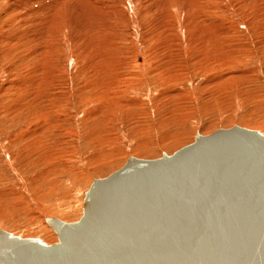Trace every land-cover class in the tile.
I'll return each instance as SVG.
<instances>
[{
    "label": "rangeland",
    "instance_id": "obj_1",
    "mask_svg": "<svg viewBox=\"0 0 264 264\" xmlns=\"http://www.w3.org/2000/svg\"><path fill=\"white\" fill-rule=\"evenodd\" d=\"M75 1L0 0V228L46 243L127 155L264 134V0Z\"/></svg>",
    "mask_w": 264,
    "mask_h": 264
},
{
    "label": "water",
    "instance_id": "obj_2",
    "mask_svg": "<svg viewBox=\"0 0 264 264\" xmlns=\"http://www.w3.org/2000/svg\"><path fill=\"white\" fill-rule=\"evenodd\" d=\"M55 240L0 228V264H264V134L239 124L92 177Z\"/></svg>",
    "mask_w": 264,
    "mask_h": 264
},
{
    "label": "bare ground",
    "instance_id": "obj_3",
    "mask_svg": "<svg viewBox=\"0 0 264 264\" xmlns=\"http://www.w3.org/2000/svg\"><path fill=\"white\" fill-rule=\"evenodd\" d=\"M30 2H31V4H34L35 2H40V1H43V2H45V3H43V4H41V5H39L38 6V8H37V10H34V9H29V8H27V9H29V11H28V13L31 11V10H33V11H35V12H38V11H40L41 13H46L47 15H48V19L47 20H51L52 19V16L54 15V14H58V13H62V10L61 9H63L64 8V6H66L67 4H69L70 2H71V0H29ZM34 1V2H33ZM75 1V0H74ZM81 1V0H80ZM79 1V2H80ZM33 2V3H32ZM73 2V1H72ZM75 3H76V1H75ZM88 3V2H87ZM92 3V2H91ZM90 2H89V4H91ZM93 3H96V2H93ZM92 3V4H93ZM77 4V3H76ZM36 6V5H35ZM71 6V5H70ZM29 7V6H28ZM87 7V6H86ZM93 7V6H92ZM23 8V7H22ZM66 8V7H65ZM32 11V12H33ZM76 12V11H75ZM86 12V11H85ZM87 13V12H86ZM100 13V12H99ZM32 14V13H31ZM33 14H35V13H33ZM37 14V13H36ZM45 14V15H46ZM50 15V16H49ZM56 16V15H55ZM42 18H43V16H42ZM42 18H40V19H42ZM51 18V19H50ZM46 20V19H45ZM83 20V19H82ZM40 21V20H39ZM43 22V21H42ZM60 219V218H59Z\"/></svg>",
    "mask_w": 264,
    "mask_h": 264
}]
</instances>
